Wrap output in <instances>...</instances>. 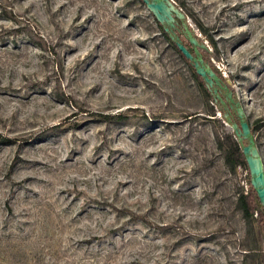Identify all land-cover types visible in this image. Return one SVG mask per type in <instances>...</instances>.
<instances>
[{
    "label": "rangeland",
    "instance_id": "rangeland-1",
    "mask_svg": "<svg viewBox=\"0 0 264 264\" xmlns=\"http://www.w3.org/2000/svg\"><path fill=\"white\" fill-rule=\"evenodd\" d=\"M172 1L264 160V0ZM232 132L144 1L0 0V264H264Z\"/></svg>",
    "mask_w": 264,
    "mask_h": 264
},
{
    "label": "water",
    "instance_id": "water-1",
    "mask_svg": "<svg viewBox=\"0 0 264 264\" xmlns=\"http://www.w3.org/2000/svg\"><path fill=\"white\" fill-rule=\"evenodd\" d=\"M143 1L156 19L165 25L166 32L176 41L180 50L193 62L196 72L204 78L207 87L212 91L215 99L220 100L223 104L228 102L229 109H235L237 112L239 122L233 121L230 112L225 113V118L231 124L232 130L241 144L250 171L251 183L264 207V160L251 130V125L246 118L244 107L241 102L234 97V93L230 90L229 86L222 82L211 65L207 63L200 54V48L207 49V46L196 37L185 13L178 8L172 0ZM178 20L182 23L183 32L186 37L193 44L195 54L186 47L177 34L176 28ZM223 93L225 94V98L223 97Z\"/></svg>",
    "mask_w": 264,
    "mask_h": 264
},
{
    "label": "trees",
    "instance_id": "trees-1",
    "mask_svg": "<svg viewBox=\"0 0 264 264\" xmlns=\"http://www.w3.org/2000/svg\"><path fill=\"white\" fill-rule=\"evenodd\" d=\"M184 13L188 17L189 14L186 12H184ZM158 23L162 27L163 33L166 35V37L169 39V41L175 46L178 53L184 58V60L192 68L194 78L198 82L201 89L204 90L205 93L208 95V97H210V99L214 102V106L218 107V110L223 114V119L228 122V120L225 118V113L230 112V114L233 118V121L239 122V118L237 116V112L235 111V109H229V107H228L229 103L228 102L226 104H223V103H221L220 100L215 99V96L213 95L212 91L207 87V84H206V81L204 80V78L196 72V69L194 67L193 62L185 56V54L178 47L176 41L171 38V36L168 32H166L165 25L160 23L159 21H158ZM177 24H178V26L176 28L177 34L180 36L182 42L186 45V47L193 54H195L193 44L189 41V39L186 37L185 33L183 32V26H182L181 21L178 20ZM196 37L199 39L200 42H203V40H201L197 35H196ZM200 54L202 55L204 60L211 65L213 70L221 78L222 82L224 84H226L221 73L210 62L208 49L200 48ZM233 93H234V97H236L234 91H233ZM223 97L225 98L224 93H223ZM104 117L109 119V120H112V121H118L117 119H124L125 118L121 114H119V115H104ZM120 121H123V120H120ZM249 123H250V121H249ZM250 125H251V123H250ZM251 130H252L253 134H255L256 129L252 125H251ZM226 139L229 143L227 148H226V152H225L226 163L232 169H235L238 166H243L247 170H249L245 155L243 153L241 144L238 141L236 134L234 132L227 134ZM5 141H8V139H6ZM246 143H247V141H246ZM249 185H250V193H248V194L242 193V195L240 197V204L242 206L244 215L247 219H253L255 217L254 216L255 213L258 215V217L255 219L258 221L260 227L264 230V207L262 206V204L260 202V198H259L256 190L254 189V187L251 183V178L249 180Z\"/></svg>",
    "mask_w": 264,
    "mask_h": 264
}]
</instances>
